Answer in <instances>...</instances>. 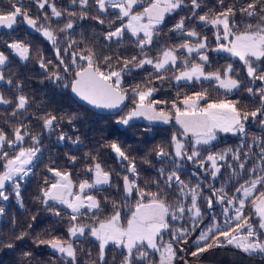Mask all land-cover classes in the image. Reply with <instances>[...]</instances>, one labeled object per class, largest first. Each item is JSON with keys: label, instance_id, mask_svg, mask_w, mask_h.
<instances>
[{"label": "snow or ice", "instance_id": "snow-or-ice-1", "mask_svg": "<svg viewBox=\"0 0 264 264\" xmlns=\"http://www.w3.org/2000/svg\"><path fill=\"white\" fill-rule=\"evenodd\" d=\"M32 3L40 10L35 17L24 0H6V7L0 8V28L15 30L24 23L53 46L54 61L46 60L42 53L37 61L49 81L70 89L94 107L118 110L117 124L135 127V121L145 120L178 125L168 141L170 150L163 145L153 148L161 166L155 169L157 178L150 181L141 178L135 158L116 141L108 147L126 173L117 175L120 184L113 183V173L90 153L85 154L91 163L84 166V172L91 179L74 180L72 172L46 166L51 180L45 177L37 199L58 220L62 211L67 212L68 238L49 233L46 238L37 237L35 243L59 254L63 264H79L77 241L84 237L98 246L95 259L89 251L90 264H107L109 245L123 250L121 264H188L182 245L199 229L192 257L226 246L264 257V135H253L251 143L247 142L250 121L264 131V0H216L215 8L203 14L206 0H69V7H58V0ZM93 9L96 14L90 16ZM180 11L188 15L181 16L169 31L183 42L161 45L166 17ZM110 12L115 19L107 21L105 42L122 44L127 34L138 55L116 59L97 56L94 46L74 37L77 19H93L104 25L103 17ZM53 18L63 21L62 27H53ZM186 21L207 29L212 40L196 27H186ZM153 47L158 49L155 56L149 54ZM3 48L0 81L12 86L6 69L17 58L31 61L33 48L19 39L4 41ZM211 53L226 54L222 59L238 60L240 67L229 62L213 69ZM145 66H151L154 75L145 77L142 84L126 86L125 76ZM169 76L178 89L199 85V90H177L171 99L155 98L159 89L154 82ZM205 82L222 95L214 96L204 87ZM15 89V102L0 92V105H11L13 117L23 116L32 101L24 93L22 81L15 82ZM239 92L255 98L258 106L248 109L238 99L229 98ZM37 119L50 136L59 129L62 117L45 112ZM72 119L68 118L70 124ZM7 126L10 132L0 127V200L8 201L14 195L23 207L22 182L39 166L45 151L43 134H34L30 122ZM222 133L241 136L239 146L216 151L213 142ZM66 139L73 145L80 143L79 137L73 140L59 130L57 141ZM68 160L77 163L76 156ZM143 162L149 163L147 159ZM187 162L196 167L192 173L195 183L182 179ZM112 188L118 194L122 191L119 201L98 198L97 194ZM5 211L0 206V216ZM26 235L21 233L16 240Z\"/></svg>", "mask_w": 264, "mask_h": 264}, {"label": "trees", "instance_id": "trees-1", "mask_svg": "<svg viewBox=\"0 0 264 264\" xmlns=\"http://www.w3.org/2000/svg\"><path fill=\"white\" fill-rule=\"evenodd\" d=\"M228 2H235V0H228ZM243 0H241V3ZM207 7L203 12L208 11L209 8H215L216 0H206ZM24 6L29 10V14H40V10L36 7L32 0H24ZM69 7V0H58V7ZM237 6H240L237 4ZM6 7V0L4 3H0V8ZM47 6H46V9ZM78 11V9H77ZM95 9L90 13L95 15ZM187 11H180L170 17H166V26H164L160 32L159 43L161 45H175L182 43L183 41L176 38V34L169 31V29L180 19L181 16H187ZM105 18V24L99 25L97 21L93 19L79 20L77 19V27L74 29L73 35L77 40L83 39L89 46H94L97 56H112L130 58L133 55H138L134 44L131 40L125 37V42L122 44L107 43L104 40L103 34L108 29V19H115V16L110 12L108 17ZM119 22L117 21V24ZM63 21L57 22L55 18L52 19V26L59 28L62 27ZM186 27H196L197 31H201L202 34L207 33L210 41L212 40L211 33L207 29H201L198 24L187 22ZM19 39L24 40L26 43H30L33 48V57L29 62H21L18 60L6 69V75L10 76L13 80V85L9 86L3 81H0V92H2L6 98H12L15 102V82H23V91L28 95L32 101V106L28 113L21 116L13 117L11 115V105H0V127H3L5 131L10 129L7 125H15L18 122L31 123V130L34 134H43V145L45 149L41 156V160L38 161V167L34 169V174L30 175L27 180L22 182L21 197L23 198V207L17 202L15 196H11L8 201L0 200V206L5 207L6 211L3 216H0V264H63V261L59 259V254H54L53 250L44 245H37L35 240L37 237L46 238L49 233L59 235L64 239H67V228L69 222L67 219V212H61V219H57L52 216L45 206L40 202L37 197L40 195V189L44 187V179L48 177L51 180V176L46 170V166H55L63 171H70L73 174L74 180L91 179V176L84 172V166L91 163L86 159L85 154L90 153L96 156L100 163L106 170H110L113 173V183L120 184L121 181L116 179L117 175L123 176L126 173L121 171V164L117 157L108 147L110 142L116 141L125 147L128 155L134 157L137 163L138 171L141 174V178L146 181H150L153 178H157L156 168L161 165L158 163L155 153L152 151L156 145H163L166 147L168 141L173 132L177 131L178 126L173 122L172 124L165 126H153L146 122H135V127H120L115 123L118 119L117 111H110L107 113H99L86 105L78 102L71 94L70 89L60 87L49 81L44 73V70L40 68L38 64V55L42 53L46 60H55V51L53 46L42 37V35L32 30L28 25L19 23L15 30L0 31V50L3 48V42ZM83 46V45H81ZM158 49L153 47L150 49L149 54L155 56ZM226 54L211 53L213 64L212 68L215 69L220 65L226 63H233L235 67H240V62L232 58L222 59ZM152 73L151 66H145L144 69L133 70L129 75L125 76V85L133 86L135 84H142L145 77H149ZM154 75V74H153ZM243 75V70H241ZM259 83V82H257ZM154 86L159 89L155 98L157 99H171L177 90L183 92H191L193 90H199V85L195 87L189 85L178 89L174 81L169 79L163 82L156 80ZM204 87L208 88L212 94L222 95V93L215 92L212 87L205 82ZM230 99H238L240 105L251 109L258 106L254 103L255 98H250L246 92L233 93L229 96ZM129 107L131 105L129 104ZM127 111V108L124 109ZM45 112L52 113L58 117H62L59 129L56 133L48 135L41 126L42 122L38 120ZM121 115L123 113H120ZM69 117H74L71 124L68 122ZM7 122V124H6ZM143 129H150L144 131ZM59 130H62L66 136L72 137L75 140L79 137V144L73 145L67 139L64 142L57 141V135ZM248 138L247 142L251 143V137L253 135H264V131L261 130L259 124H253L251 121L248 125ZM242 137L233 134H220L218 139L213 142L214 149L221 151L226 148H235L239 146ZM69 156H76L77 163L73 165L68 160ZM147 159L149 163H144L143 160ZM196 170V167L187 162V165L182 173V179L188 181L192 180L195 183V179L192 173ZM228 176V173L224 172V178ZM220 184L217 182L216 187ZM11 191V187L8 188ZM98 198L107 196L109 200L119 201L123 195L122 191L118 194L115 188L107 189L102 193L97 194ZM203 207V205H202ZM220 206L216 205V211L218 212ZM107 212V208H106ZM35 216V220L32 217ZM207 223V220L205 221ZM31 225V227H29ZM21 233H27L23 240H16V236ZM199 235V229L188 239L186 244H183L185 254L183 259L188 263L200 262L204 264H264V257L259 255L250 256L242 251L235 249L232 246L219 247L209 250L208 252L199 255L198 257H192L191 251L194 250L193 240ZM167 239V237H166ZM12 243L13 248L9 249L4 247ZM78 245V261L79 264H90L89 251L91 252L92 259H95L98 254L97 244L90 238L84 237L77 241ZM83 249V251H80ZM31 253V257H26L24 253ZM123 250L109 245L106 249L107 264H121L123 259ZM158 256V254H157ZM181 264L183 262L181 261Z\"/></svg>", "mask_w": 264, "mask_h": 264}, {"label": "water", "instance_id": "water-1", "mask_svg": "<svg viewBox=\"0 0 264 264\" xmlns=\"http://www.w3.org/2000/svg\"><path fill=\"white\" fill-rule=\"evenodd\" d=\"M2 29H4V28H0V31H1ZM6 30H8V29H6ZM8 31H10V30H8ZM70 92H71V91H70ZM71 94H72V96H73L78 102H80V103L86 105L87 107L91 108L92 110H95L96 112H99V113H107V112H110V111H118V110H109V109H104V108H97V107H94V106L88 104L87 102L81 100L79 97H77V96H76L75 94H73L72 92H71ZM126 103H127V102H126ZM135 122H146V123H148V124H150V125H155V126H165V125H169V124H166V123H163V122H154V123H150V122L145 121V120H138V121H135ZM135 122H134V123H135ZM173 122H174V121H173ZM174 123H175V122H174ZM119 126L122 127V128H123V127H126V126H124V125H122V124H119ZM177 126H178V125H177ZM188 264H204V263H200V262H191V263H188Z\"/></svg>", "mask_w": 264, "mask_h": 264}]
</instances>
